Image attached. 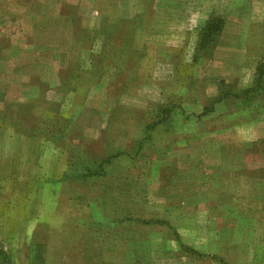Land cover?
<instances>
[{
    "label": "rangeland",
    "instance_id": "obj_1",
    "mask_svg": "<svg viewBox=\"0 0 264 264\" xmlns=\"http://www.w3.org/2000/svg\"><path fill=\"white\" fill-rule=\"evenodd\" d=\"M0 264H264V0H0Z\"/></svg>",
    "mask_w": 264,
    "mask_h": 264
},
{
    "label": "trees",
    "instance_id": "obj_2",
    "mask_svg": "<svg viewBox=\"0 0 264 264\" xmlns=\"http://www.w3.org/2000/svg\"><path fill=\"white\" fill-rule=\"evenodd\" d=\"M85 170H82V172H80V174L78 173V170H77V176L81 179H88L90 177H95L97 176L98 174H100L97 170L93 169L92 167H86L84 168ZM83 174V175H81Z\"/></svg>",
    "mask_w": 264,
    "mask_h": 264
}]
</instances>
